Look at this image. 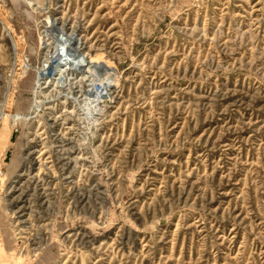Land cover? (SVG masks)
<instances>
[{"label":"rangeland","instance_id":"obj_1","mask_svg":"<svg viewBox=\"0 0 264 264\" xmlns=\"http://www.w3.org/2000/svg\"><path fill=\"white\" fill-rule=\"evenodd\" d=\"M0 264H264V0H0Z\"/></svg>","mask_w":264,"mask_h":264},{"label":"bare ground","instance_id":"obj_2","mask_svg":"<svg viewBox=\"0 0 264 264\" xmlns=\"http://www.w3.org/2000/svg\"><path fill=\"white\" fill-rule=\"evenodd\" d=\"M28 1L33 4L37 2V0ZM57 33H59L58 30L52 27L49 32V39H51V41H55V47L51 55L37 71V83H41L42 80L49 77V73L53 74L55 72L56 75H59L61 77V83L63 84L65 83L63 74L64 68L78 70L80 72L82 71L84 75H88V81H90V84L92 85L90 96L92 97V103L96 104L97 101H99L98 99L102 100V98H104V94H106L105 90L107 89V87H111L112 84L101 79L102 76L106 77L104 76L105 72L96 65L94 66L88 64L85 57L81 55L76 44H74L73 42H68L63 38V36L61 38L60 33Z\"/></svg>","mask_w":264,"mask_h":264}]
</instances>
